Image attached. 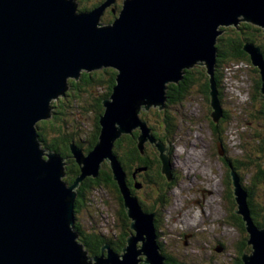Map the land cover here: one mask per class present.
<instances>
[{
  "label": "water",
  "instance_id": "95a60500",
  "mask_svg": "<svg viewBox=\"0 0 264 264\" xmlns=\"http://www.w3.org/2000/svg\"><path fill=\"white\" fill-rule=\"evenodd\" d=\"M114 3L82 11L76 0H0V264H164L155 214L145 212L128 189L114 143L140 130L139 150L156 144L162 172L172 181L174 164L161 154L164 144L151 135L141 111L164 109L168 84H178L184 70L201 65L210 77L211 119L219 123L224 112L214 70L220 28L238 29L241 22L264 32V0H123L114 22L101 25ZM243 49L259 69L264 98L261 48L246 43ZM101 67L117 71L116 85L103 101L95 147L85 154L71 145L80 175L68 185L61 179L67 159L44 147L38 123L53 117L51 101L65 97L68 77L78 81L81 70ZM105 161L132 233L121 254L105 245L100 256L91 257L75 231V200L80 185L96 179ZM229 173L237 202L233 212L242 217L251 246L242 264H264V227L253 221L236 171L229 167Z\"/></svg>",
  "mask_w": 264,
  "mask_h": 264
},
{
  "label": "rangeland",
  "instance_id": "374dc122",
  "mask_svg": "<svg viewBox=\"0 0 264 264\" xmlns=\"http://www.w3.org/2000/svg\"><path fill=\"white\" fill-rule=\"evenodd\" d=\"M98 1L76 0V3L80 9L81 5L91 7ZM106 1L102 0L101 4L103 5ZM112 7L113 4L106 7V10ZM100 21L106 24L105 19L102 18ZM231 27L236 29L234 25ZM196 67L200 71L205 68L201 65ZM104 69L108 67L92 69L87 73H96ZM81 71L86 73V70ZM193 77L196 80L199 78V76ZM219 77L216 88L225 117L219 120L220 133L225 145L221 148L222 150H220L216 139L217 133L211 121V115L215 110L211 108V99L209 98L208 101L206 94L200 91L198 81L195 85L183 88L186 93L183 95L181 104H178L179 100L175 98L174 102L166 105L168 138L161 154L166 157L171 154L177 158V167L174 184L162 193L165 196L166 205L158 213L160 224L158 223L156 227V238L164 249L163 253L169 254L177 261L184 259L193 264H234V260L239 257L246 244L248 234L237 225L234 219L235 212H233L236 208L228 197V192L231 188L233 189L232 183L228 181L229 160L237 169V175L244 188L250 191L251 197L248 194L252 206L264 202V185L261 182L263 178L261 176L257 180L259 169L254 167V165L264 166V156L257 153L264 142V116L258 114L262 106L261 101L264 99L257 90L260 74L254 72L250 66L226 65L219 69ZM68 79L71 81L73 78L68 77ZM171 84L173 83L168 85ZM94 92L95 89L92 90L91 87L87 90L83 89L81 100L69 99L68 103L64 102L65 108L59 111L63 116H58L60 120L55 119L51 122L56 127L63 122L68 134L78 133L82 139L89 137L95 125V118L90 109L91 94ZM51 102H57L56 98ZM158 109V106H154L140 113L142 122L154 127L156 131L160 128L163 130L165 118L164 113L157 112ZM49 120H46L47 124ZM137 131L141 134L140 130L137 129ZM173 143H176L178 148L176 153H173V150L169 152ZM155 145L150 143L151 148L156 147ZM185 163L190 170L185 168ZM67 165L66 161L65 168ZM143 173L144 171H139L136 177V185H141V188H136L135 196L151 208V199L154 200L158 196L151 186L145 185L147 182L140 177ZM65 178L66 176L61 179L65 180ZM191 182H197V184L195 187L188 188ZM214 190L216 193L212 192ZM87 193L85 204L76 215V220L82 229L90 232L94 229L96 233L99 232L111 239L122 236L125 229L123 222L120 221L119 213L124 209V203L123 201L121 203L119 195L105 186ZM197 201H200V204H197ZM178 203H180L179 206ZM187 216L195 219L194 224L187 223L194 227V231L185 226L186 223L183 225V218ZM127 219L130 227L131 220L128 216ZM138 247L140 248V244ZM220 248L222 252L217 251ZM139 259L146 260L142 255Z\"/></svg>",
  "mask_w": 264,
  "mask_h": 264
},
{
  "label": "trees",
  "instance_id": "16d2710c",
  "mask_svg": "<svg viewBox=\"0 0 264 264\" xmlns=\"http://www.w3.org/2000/svg\"><path fill=\"white\" fill-rule=\"evenodd\" d=\"M101 2L102 0H99L91 7H88L87 5L84 7L83 5H81L82 7L79 10L82 11L92 10L98 7L99 5H101ZM114 8L117 10H121L122 4H115ZM106 14H107L106 18H108V20H105L107 22L106 24L113 23L114 20L118 17V15L114 14L113 9H110ZM235 30H239L240 34L235 33ZM220 31H222V34L217 39L218 41V44L216 45L217 57H216V66L214 70V81L216 85L219 84V80H220L219 69L226 65L231 67H236V66L239 67L240 65H246V67L250 66V68H252L254 72L259 73L258 68L254 67L252 64L251 56L247 52H245L243 48L246 43L253 44L261 48L264 57V32L262 28L257 27L255 25L242 23L241 25L238 26V29L228 27V28H220ZM205 71L206 68L200 71V69L197 68L196 66L191 69L184 70V75L179 84L181 85L182 88H186L187 86L189 87L195 85L196 82L198 81L200 85L199 86L200 91L206 94L209 101V98L211 99L210 77ZM193 76H199V78L196 80ZM116 77H117V71H115L114 69H104L96 73H82L78 81L76 80L69 81L70 87L69 90L66 92L65 97L59 98L57 102L52 103L53 117L49 120V123L47 124L46 121L45 122L43 121L41 124H38L39 137L44 147L46 149L55 151L62 158L67 159L68 167L65 169L66 178L64 181L68 185H72L75 179L80 175V167L73 158L71 145L73 143L74 146L82 149L83 152L87 154L97 144L101 131V126L99 121L101 116H103L105 112L103 101L111 97L113 93V88L116 85ZM179 84L168 85L166 98H168L169 96L171 97L172 93H174L176 96H179L176 97V99L179 100L178 104L179 103L181 104V101L183 100L182 97L186 93V91L185 90L180 91ZM90 87L92 88V90L95 89V92L91 94L92 104L90 106L92 115L95 118V125L92 134L89 137L82 139V137L78 133H74V134L66 133V127L63 124V122L62 124L58 125V127H56L55 124H53L51 121L52 120L55 121V119H58V116L60 117L63 116L60 115L59 111L61 110V108L63 109L65 108L64 107L65 103L66 102L68 103L69 99H72L73 101L81 100V93H83V89L87 90V88L89 89ZM261 87H262V80L260 77L257 82V90L260 93H261L260 91ZM261 102H262V106L258 111L259 112L258 114L260 116H264V99ZM211 121L213 123L214 128H216L215 131L217 133V137H216L217 142L218 144L221 145V147H224L225 146L224 140L220 133L219 123H214L212 119ZM167 125L168 124L164 123V125L162 126L163 130H161L160 128V130L157 131L155 134L154 132L152 133V130L149 128L151 130V135L157 141L159 140V142H161L162 144H165L167 140V134L165 132L166 131L165 126ZM139 135L140 132L137 130L134 131L132 134L123 135L119 140H117L114 143L113 153L118 158L120 165L124 173L126 174L127 177L126 183L128 189L132 192L133 195L136 194L135 193L136 183H137L136 177L138 176V172L144 171L143 175L140 177L141 178L143 177L142 180H145L147 182L146 185L151 186L153 192H155L156 196L158 197L152 201L151 208L148 207V205H146L144 202H142L140 198L137 197V199L139 200L145 212L155 214L154 220L156 224L157 216L155 211L156 209H158L157 211L158 214L160 209L164 208L165 196L162 193L165 192V189L163 184L168 179V177L162 172V161L160 158V152L156 147H153L155 150L154 152L148 153V149L150 148L149 147L150 143H146L144 145V152L142 153L139 150L138 148ZM257 153L259 154L264 153V142L261 144L260 149L257 150ZM257 161L259 162L260 158ZM228 163H229L228 164L229 167L237 171V169H235L234 167L233 162L229 160ZM254 167L256 169H259L257 180L260 179L262 176L263 180H261V182L264 185V166L254 165ZM227 173H228V181L229 183H232V179L229 171H227ZM102 186H105L107 189H111L114 193L118 194L120 197V201L122 203V197L118 189L117 183L113 180V173L110 164L109 162L105 161L102 164V169L99 172V175L96 179L88 178L80 185V188L77 191L78 196L75 200V218L77 213L79 212L80 207H83L85 204L88 194L87 192L92 191L96 188H100ZM228 193H229L228 196L229 200L231 199V202L234 204L233 205L234 208H236L237 210V202L233 194V189L231 188V190ZM248 193L251 194L249 190ZM248 201H249V208L252 214L253 221L257 226L264 227V202L252 206L250 197L248 198ZM126 215L127 214L124 209L122 210V212L119 213V218L120 221L123 222V227L125 229V232L123 233L122 236L114 237L112 239L99 232L96 233V231H94L93 228H92L93 231L91 232L86 229L83 230L76 220L75 231L79 235L78 241L80 242L84 250L89 253V256L91 257L100 256L102 254V248L105 245L110 246V248L117 253L121 252V248L123 249L125 247L127 239L132 233L131 228L129 227L130 223L128 222ZM237 225L241 228V230L244 233H246L245 223L241 216L238 217ZM95 227L98 226H96L95 224ZM245 242L246 244H244L239 257L237 258L238 260L237 264H242L241 259L243 255L251 252V246L248 245V235L246 236ZM162 254L166 258L164 264H168V254H165L163 252ZM182 264H188V262L184 261Z\"/></svg>",
  "mask_w": 264,
  "mask_h": 264
},
{
  "label": "flooded vegetation",
  "instance_id": "af4514ba",
  "mask_svg": "<svg viewBox=\"0 0 264 264\" xmlns=\"http://www.w3.org/2000/svg\"><path fill=\"white\" fill-rule=\"evenodd\" d=\"M87 1H89V0H87ZM118 1H120V2H118ZM122 1L123 0H115V3L113 4V7L112 8H110V9H113V12H114V14H116V15H118V13H119V11L120 10H117V9H115L114 8V6H115V4H122ZM110 9H108V10H105V12H104V15H103V19H105V20H108V18H106V13L110 10ZM105 23H107L106 21H105ZM109 24V23H108ZM235 33H238V34H240V32H239V30H235ZM180 83V82H179ZM178 83V84H179ZM179 90L180 91H182V90H184L182 87H181V85L179 84ZM176 97H179V96H176L174 93H172V95H171V97L169 96L168 98H167V100H166V104H165V106H164V109H162V110H160V109H158L157 110V112H159V113H164V123L165 124H168V110L166 109V105H168V104H170V103H172V102H174V100H175V98ZM183 98V97H182ZM263 100V99H262ZM225 118V117H224ZM164 123H163V125H164ZM149 128L152 130V133L154 132V134L157 132L156 131V129L154 128V127H150L149 126ZM165 129H166V134H167V138H168V125L167 126H165ZM215 130H216V128H214ZM175 142V141H174ZM166 143H167V140H166ZM149 146V145H148ZM219 146H221L220 144H219ZM150 147V146H149ZM175 147V148H174ZM222 148V147H221ZM204 149V148H203ZM172 150H173V153H176L177 152V150H178V148H177V146H176V143H173V144H171V147H170V151L169 152H172ZM155 150H154V148H149L148 149V153H150V152H154ZM261 155H263L264 156V153H262ZM170 156V159H171V161H172V163L174 164V170H173V175H172V181H169L168 179L165 181V183L163 184L164 185V189L165 190H168V187H170V185H173L174 184V182H175V179H176V175H175V168L177 167L176 166V163H177V158H174L171 154L169 155ZM68 167V166H67ZM185 168H188V170H190V168L188 167V166H186V164H185ZM66 169V168H65ZM145 184V183H144ZM190 185L188 186V188H192V187H195L196 186V184H197V182H191V183H189ZM146 185V184H145ZM146 186H150V185H146ZM141 188V185H138V189H140ZM213 193H216V191L214 190V191H212ZM228 196H229V193H228ZM176 197V196H175ZM250 197H251V194H250ZM150 199V198H149ZM152 201H153V199H151ZM251 201V200H250ZM154 203V202H153ZM179 204L180 203H178L177 205L179 206ZM197 204H200V201H197ZM165 205H166V203H165ZM165 205H164V208H165ZM82 207H80V209H81ZM79 209V210H80ZM161 210V209H160ZM157 211H158V209H156V216H157V219H156V224H155V226L157 227V225H158V223L160 222V216H159V214H157ZM236 211V210H235ZM234 219L236 220V222L238 221V217H240V216H238L236 213H234ZM194 218H192V217H189V216H187V217H184L183 218V225L185 224V226H187L189 229L191 228V229H193V231H194V227L191 225V226H189V225H187V223H189V224H191V223H193L194 222ZM160 224V223H159ZM194 224V223H193ZM97 228V227H96ZM180 239H181V237H180ZM160 249H161V251L162 250H164V249H162V247H161V245H160ZM222 252V251H221ZM165 261H166V258H165ZM184 261H186V260H184V259H182L181 261H177V260H175L174 258H172V257H170L169 256V254H168V264H182ZM187 262V261H186ZM237 262H238V260H237V258L234 260V264H237ZM188 264H193L192 262H188ZM204 264H211V263H204Z\"/></svg>",
  "mask_w": 264,
  "mask_h": 264
},
{
  "label": "bare ground",
  "instance_id": "6f19581e",
  "mask_svg": "<svg viewBox=\"0 0 264 264\" xmlns=\"http://www.w3.org/2000/svg\"><path fill=\"white\" fill-rule=\"evenodd\" d=\"M239 20H241L242 22H244L245 21V19L243 18V17H239ZM101 24V23H100ZM101 25H103V24H101ZM198 63H201V64H203L202 62H198ZM175 148V147H174ZM184 159V158H183ZM189 160V159H188ZM190 161V160H189ZM186 164V163H185ZM191 167V166H190ZM188 169V168H187ZM192 169V168H191ZM186 171V170H185ZM218 190V189H217ZM209 206V205H208ZM188 225V224H187Z\"/></svg>",
  "mask_w": 264,
  "mask_h": 264
}]
</instances>
